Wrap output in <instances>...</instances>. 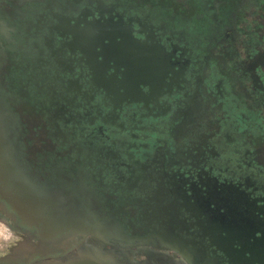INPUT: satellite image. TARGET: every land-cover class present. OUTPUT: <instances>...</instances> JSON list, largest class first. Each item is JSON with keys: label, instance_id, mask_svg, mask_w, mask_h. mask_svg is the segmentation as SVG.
Here are the masks:
<instances>
[{"label": "flooded vegetation", "instance_id": "af4514ba", "mask_svg": "<svg viewBox=\"0 0 264 264\" xmlns=\"http://www.w3.org/2000/svg\"><path fill=\"white\" fill-rule=\"evenodd\" d=\"M0 132V264H264V0H0Z\"/></svg>", "mask_w": 264, "mask_h": 264}, {"label": "rangeland", "instance_id": "374dc122", "mask_svg": "<svg viewBox=\"0 0 264 264\" xmlns=\"http://www.w3.org/2000/svg\"><path fill=\"white\" fill-rule=\"evenodd\" d=\"M2 227H0V234H2L3 233V231H4V229H1Z\"/></svg>", "mask_w": 264, "mask_h": 264}, {"label": "water", "instance_id": "95a60500", "mask_svg": "<svg viewBox=\"0 0 264 264\" xmlns=\"http://www.w3.org/2000/svg\"><path fill=\"white\" fill-rule=\"evenodd\" d=\"M0 136H1V132H0ZM2 153H1V149H0V157H1Z\"/></svg>", "mask_w": 264, "mask_h": 264}, {"label": "bare ground", "instance_id": "6f19581e", "mask_svg": "<svg viewBox=\"0 0 264 264\" xmlns=\"http://www.w3.org/2000/svg\"><path fill=\"white\" fill-rule=\"evenodd\" d=\"M108 257V256H107ZM169 260V259H168ZM132 262V261H131ZM94 264V263H93Z\"/></svg>", "mask_w": 264, "mask_h": 264}]
</instances>
